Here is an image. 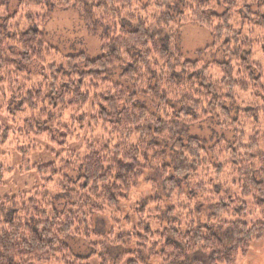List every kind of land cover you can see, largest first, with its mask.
I'll return each instance as SVG.
<instances>
[{
	"label": "trees",
	"instance_id": "16d2710c",
	"mask_svg": "<svg viewBox=\"0 0 264 264\" xmlns=\"http://www.w3.org/2000/svg\"><path fill=\"white\" fill-rule=\"evenodd\" d=\"M18 6L23 13L47 11L0 13V146L20 139L12 176L34 178L12 192L0 166V264H86L89 257L74 256L65 243L69 237L87 241L100 264H112L111 245L129 248L113 264L125 256V264H235L264 242V0H19ZM69 8L87 25L102 26L96 58L58 61L59 51L45 41L49 12ZM187 23L209 31L211 48L201 52L219 50L223 61L183 58L176 35ZM32 64L38 73L28 70ZM113 69L130 90L109 77ZM209 119L233 134L210 147V156L206 142L188 134ZM91 124L104 137L100 131L83 154L66 152L75 131ZM36 141L49 146L51 161L32 162ZM153 171L160 198L155 184L143 182ZM140 183L151 192L122 218L131 233L98 250L91 219L120 215ZM182 197V224L166 222ZM247 199L259 221L237 218L253 213ZM157 214L167 220L160 217L152 230L143 219Z\"/></svg>",
	"mask_w": 264,
	"mask_h": 264
},
{
	"label": "rangeland",
	"instance_id": "374dc122",
	"mask_svg": "<svg viewBox=\"0 0 264 264\" xmlns=\"http://www.w3.org/2000/svg\"><path fill=\"white\" fill-rule=\"evenodd\" d=\"M19 0H6L4 4L3 0H0V13H3L6 9L8 15L12 16L14 13L19 16H24V13L38 15L44 14L47 9L46 8H38L34 7L24 13L19 9ZM4 5V8L2 7ZM23 23V27H26ZM44 39L47 42L48 46L54 47L59 51V56H57L56 60L60 61L61 58L69 56V55H78L83 54L87 59H94L100 54V39L102 36V26L92 20V26H89L81 19L78 12L74 8H69L66 10H56L53 9L49 12V20L46 23L45 28L43 29ZM211 34L209 31L197 24L187 23L181 25L177 29L176 35V46L179 48L184 59L188 61H198L201 63H208L213 61H223V56L219 50L207 51L202 53L201 50L206 48H211ZM201 52V53H200ZM256 58L261 59L259 54L256 55ZM258 64L257 59L255 60ZM28 70L33 74L39 72L40 67L37 64H32L28 66ZM119 69H113L110 78L117 82L118 84H122L123 88H127L130 90L128 84H123L122 81L119 80L118 74ZM33 78L36 79L38 76L33 75ZM141 103H144L147 107H149L148 103L141 99ZM264 110V106H263ZM0 118L2 115L0 113ZM262 118L259 116L258 121H261ZM100 127H94L91 124L89 127H85L82 131L76 130L74 138L67 144L65 147L66 152H74L83 154L86 149L85 146L89 144L90 141L95 138L101 137ZM188 134L192 137H197L206 142L205 148L209 154L211 155L210 147H213L217 141L221 138H224L226 141L233 140V134L228 130H222L215 122V120H208L202 124L195 125L189 129ZM102 137H104L102 133ZM21 140L14 142V139L8 140L5 144L0 146V166L3 170L7 171L4 175V178L9 179L8 184L12 186V192H18L23 188V185L30 186L34 178L30 175L19 177L18 175L12 176V165L14 162H17L18 155L16 151V147L21 145ZM38 149V154L33 155L32 162H43L47 163L51 161V157H49L50 148L45 144V142L36 141V150ZM56 153H59V150H55ZM215 160V159H214ZM212 160V163L214 162ZM152 182L157 186L156 193L154 198H160L163 196V189L160 183L159 175L156 172H147L143 176V182ZM21 187V188H20ZM150 189L141 183L136 187L135 191H133L130 195H128L126 201L120 204L119 210L120 215L113 214L111 212L105 213L102 216H95L91 219V241L96 244L97 249L99 250L100 245L106 243H110L113 240L115 241L119 234L121 233H131L129 227L125 223L122 218L129 214L130 209L133 208V205L141 201L143 198H148L150 196ZM181 209L176 211L171 219L168 221L166 217L153 215L154 217L149 219L142 218L146 220L152 230L159 226L158 219L161 217L166 222H171L176 224H182L183 216H185V212L187 211L185 198L182 197L180 199ZM248 203V212H253L251 215L247 216H238L237 218L246 222L251 223L255 221H259L260 217L256 214L250 204V200L247 199ZM185 209V210H182ZM117 222V224H115ZM120 228V229H118ZM67 246L71 249L72 254L77 257H89L86 261V264H100L98 260V255L94 253L96 249L89 247V244L84 239H79L77 237H69L66 242ZM113 253V260L111 263L115 262L116 255L126 253L128 251V247L120 249H114V246H110L109 248ZM103 251V250H102ZM127 261V256H125L124 263ZM154 264H160L159 261H155ZM235 264H264V242H255L251 245L247 256H240L237 259Z\"/></svg>",
	"mask_w": 264,
	"mask_h": 264
}]
</instances>
